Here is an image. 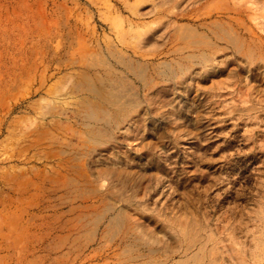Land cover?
Instances as JSON below:
<instances>
[{
	"label": "rangeland",
	"instance_id": "374dc122",
	"mask_svg": "<svg viewBox=\"0 0 264 264\" xmlns=\"http://www.w3.org/2000/svg\"><path fill=\"white\" fill-rule=\"evenodd\" d=\"M160 1L131 29L123 0H0V264H264V40L226 14L239 0ZM78 34L100 59L144 64L146 83L120 66L140 106L107 144L70 112L56 141L31 147L52 103L25 108L32 68ZM66 58L54 94L71 85Z\"/></svg>",
	"mask_w": 264,
	"mask_h": 264
},
{
	"label": "bare ground",
	"instance_id": "6f19581e",
	"mask_svg": "<svg viewBox=\"0 0 264 264\" xmlns=\"http://www.w3.org/2000/svg\"><path fill=\"white\" fill-rule=\"evenodd\" d=\"M157 1L158 0H123L124 8L130 11L135 19H131L129 21V27L134 29L135 27L139 28L144 26L146 24L144 19L150 14V9L142 7V5L152 3L155 7ZM261 1L263 3L261 8H264V0H239L233 5H228L225 9L226 14L233 15L236 19L243 23L245 32L252 40H264V34H260L258 32V30L264 32L263 21L257 16V12L260 8L255 7V5ZM247 18L250 19L251 24L252 22L255 23V28L247 26ZM122 25V22L115 21L110 26V29L121 37V32L124 30V26ZM119 26L122 27L120 28ZM68 29L70 32L74 30L78 32L79 30L78 26H71L68 27ZM170 31L172 32L173 30ZM149 33L151 34V32ZM224 35L228 42L238 48L242 47L241 41L243 38L240 35L237 33L235 35L225 33ZM119 39L120 42H123L122 37ZM153 39L152 37L150 38V40ZM51 41H53V38H50V42ZM85 42L86 40L81 38L78 34L77 40L69 39V45L64 50L59 46L54 49L49 48L47 57L45 58L46 60L43 61L44 66L42 71L39 73L37 69L32 68L34 74L29 80L31 89L29 92L30 100L25 108L29 109L30 106H33L36 103L34 101L35 98L46 100V97H48L51 99L52 103L45 108L41 120L42 123H40L38 127L31 132L30 136L32 137V140L29 146L38 147L40 145L47 144L49 140L56 141L59 133L63 131L61 124L66 121L68 122L70 112L75 116L78 115L85 122V125L89 129L91 140L95 144H107L115 138L114 131L119 129V126L123 124L124 121L128 119L140 106L138 93L133 86H130L127 83L126 75L123 74L124 70H121L120 66L126 69L128 75L131 74L142 83H146V70L144 69V64L128 60L120 53L115 52V50L111 53V55L116 59V63H111L106 59H100L97 57L96 52ZM58 45L62 44L59 42ZM62 51H64L67 56L70 55L73 57V59L66 58L65 60L66 63H69L67 65L70 66L69 70L72 71V73L68 76L71 79V85L66 88L62 94H59L58 92V94H54L52 91L53 87L50 85V82L58 75L62 74L63 70L59 67V65L61 66L64 61L61 59L57 63V60L62 56ZM55 62L59 65L56 68H52ZM168 70V78L177 76V70L175 68H169ZM70 99H74V101L70 103L71 108H68V100ZM51 144L57 145L55 142H52ZM60 152L62 154L66 153L63 149H59L57 151L58 156ZM54 153V150L48 151L46 155L47 158L49 160L54 159ZM73 153L75 152H69V154ZM59 159L60 162L57 166L58 169L56 172L58 174H62L63 171L67 170V168L65 164L61 162L63 160L61 156ZM123 212L124 211L121 210L120 213L112 214L107 225V228L111 232H117L120 230L122 222L125 219ZM101 219L102 217L98 220V222Z\"/></svg>",
	"mask_w": 264,
	"mask_h": 264
}]
</instances>
